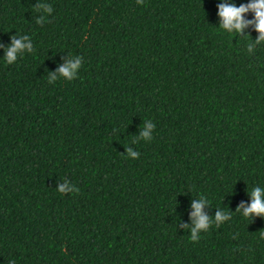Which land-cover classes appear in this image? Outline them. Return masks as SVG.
Segmentation results:
<instances>
[{
  "label": "trees",
  "instance_id": "16d2710c",
  "mask_svg": "<svg viewBox=\"0 0 264 264\" xmlns=\"http://www.w3.org/2000/svg\"><path fill=\"white\" fill-rule=\"evenodd\" d=\"M253 2L0 0V264H264V41L218 15Z\"/></svg>",
  "mask_w": 264,
  "mask_h": 264
},
{
  "label": "clouds",
  "instance_id": "9594fccd",
  "mask_svg": "<svg viewBox=\"0 0 264 264\" xmlns=\"http://www.w3.org/2000/svg\"><path fill=\"white\" fill-rule=\"evenodd\" d=\"M137 3L142 4L143 0H137ZM250 10L255 13V29L259 33V38L257 40V43H259L260 41H264V0H254L253 3H250L246 6L242 5L240 7L220 4L218 15L222 20L221 28L227 29L229 31L235 29L236 32H241L244 27L252 23V21L245 22L243 19V14ZM46 11L50 12L51 9L48 8L46 9ZM27 39V37H24L23 40H18L15 37L12 38L11 47L6 49L5 60L8 64H12L16 61L17 53L20 50L24 48H27L29 51L32 50V45L30 43H24V41ZM80 67V59H77L75 63H73L71 59H69L67 63H65L58 69V72L64 80H71L74 72L80 69ZM54 80H56V76L54 74H50V81ZM146 127L150 130L153 129L155 125L149 123ZM142 136L144 138L151 139L150 132L148 130H145L142 133ZM129 154L132 157H139V153L131 152V150H129ZM69 191H78V189H70L68 187L67 181H65V184L61 185L58 189V192L61 194L68 193ZM251 195L252 202L249 207L244 208L243 216L245 218H249L253 215L264 217V200H262L261 198V189L255 188L251 192ZM203 204V200H201L200 202H193L192 204V208L194 209V211L191 213V215L195 220V227L192 229V235L190 238L192 241L198 240V237L196 235L197 230H207V228L209 227V219L202 213ZM241 208H243V205L237 208V212H239ZM215 219L217 222H222L229 219V216L217 212ZM261 238H264V232H261Z\"/></svg>",
  "mask_w": 264,
  "mask_h": 264
}]
</instances>
